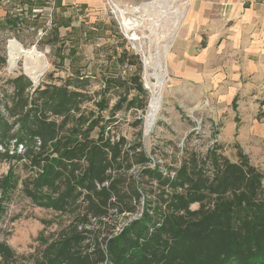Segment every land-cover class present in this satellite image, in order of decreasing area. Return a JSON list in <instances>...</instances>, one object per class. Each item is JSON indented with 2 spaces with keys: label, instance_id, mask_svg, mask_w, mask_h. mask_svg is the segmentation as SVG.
Listing matches in <instances>:
<instances>
[{
  "label": "rangeland",
  "instance_id": "374dc122",
  "mask_svg": "<svg viewBox=\"0 0 264 264\" xmlns=\"http://www.w3.org/2000/svg\"><path fill=\"white\" fill-rule=\"evenodd\" d=\"M11 7L12 21L0 24V242L14 255L7 262L38 264L47 244L77 235L80 240L73 248L86 256L83 264H111L107 249L111 238L145 213L152 214L149 209L159 203V195L185 194L174 186L176 170L183 162L194 156L201 178H213V156H223L218 143H212L215 123L211 117L183 109L179 94L168 90L164 59L161 106L148 125L152 91L146 82L156 79L154 65L146 68L145 58L154 56L156 50L162 52L166 44L154 48L149 40L155 36H148L131 47L104 4L101 14L80 20L57 0L31 4L16 0ZM157 32L162 34V30ZM31 47L42 54L46 65L35 80L24 71L22 55ZM47 86L48 94L41 95ZM56 87H66L79 96L69 100L55 96L45 105L43 100L55 95ZM98 100L104 101L102 111L96 106ZM33 103L57 132L45 143L35 138L26 146L17 143L18 134L28 113L29 121L34 120L30 114ZM196 121L199 129L194 128ZM86 128L92 130L86 133ZM84 135L92 140L89 146L99 147L95 158L103 160L100 166L77 150ZM56 140L60 145L54 151ZM72 145L77 148L70 154L76 157L63 163V177L42 180L44 161ZM237 152L224 156L235 162ZM255 168L263 175L264 191V160ZM154 170L159 176L150 174ZM203 203L190 201L189 210H197Z\"/></svg>",
  "mask_w": 264,
  "mask_h": 264
},
{
  "label": "trees",
  "instance_id": "16d2710c",
  "mask_svg": "<svg viewBox=\"0 0 264 264\" xmlns=\"http://www.w3.org/2000/svg\"><path fill=\"white\" fill-rule=\"evenodd\" d=\"M134 77L138 78L137 75ZM80 79H83L82 76ZM138 87L142 91L141 85L138 84ZM53 89L59 94H50L48 99L43 100L45 105L51 103L55 96H61L64 100L79 96L78 92H69L66 87ZM40 92L41 95L48 94V86ZM104 105L103 100L96 103L101 111ZM35 106L33 103L30 107L33 122L29 121L28 113V117L20 123L22 131L18 134L17 143L24 142L28 146L35 142V138L45 143L52 132H57L52 122L45 123L41 109ZM86 129V133L92 130ZM91 141L84 135L80 148L72 145L63 149L58 157L44 161L41 179L53 182L63 177V163L73 161L76 156L70 153L75 147L80 155L86 152V156L100 166L102 159L95 158L100 153L99 147L95 144L89 146ZM59 143L55 141L54 151L59 148ZM237 157L238 161L234 162L224 155H214L212 179L201 178L203 173L198 170L194 156L183 162L176 170L178 182L174 186L182 188L185 194L172 191L166 193L164 198L163 192L158 197L159 203L149 209L152 214L145 213L111 238L107 243L111 264H264L263 175L239 150ZM150 174L159 176L155 170ZM205 200H209V206ZM190 201L204 203L197 210H189ZM60 205L55 204L57 207ZM61 238L46 245L38 264L87 262L83 260L86 256L81 257L82 254L73 248L78 244L79 236ZM166 250L167 253H164ZM13 256L11 248L0 242V264H9Z\"/></svg>",
  "mask_w": 264,
  "mask_h": 264
},
{
  "label": "crops",
  "instance_id": "0c3cea01",
  "mask_svg": "<svg viewBox=\"0 0 264 264\" xmlns=\"http://www.w3.org/2000/svg\"><path fill=\"white\" fill-rule=\"evenodd\" d=\"M15 1L0 0V24L12 21ZM57 1L78 20L104 4ZM166 60L168 90L188 114L213 119L222 154L239 150L255 167L264 160V0H188Z\"/></svg>",
  "mask_w": 264,
  "mask_h": 264
},
{
  "label": "built area",
  "instance_id": "2783aa9c",
  "mask_svg": "<svg viewBox=\"0 0 264 264\" xmlns=\"http://www.w3.org/2000/svg\"><path fill=\"white\" fill-rule=\"evenodd\" d=\"M103 2L113 15L120 33L131 47L139 45L141 39L155 36L149 40L154 48H159L161 42L166 44L165 47L171 48L175 32L188 6V0H149L139 4H129L126 0H103ZM174 7L183 12L178 26L174 23ZM158 30H162V34L157 32ZM194 128H200L198 122ZM212 143H217V138H214Z\"/></svg>",
  "mask_w": 264,
  "mask_h": 264
},
{
  "label": "bare ground",
  "instance_id": "6f19581e",
  "mask_svg": "<svg viewBox=\"0 0 264 264\" xmlns=\"http://www.w3.org/2000/svg\"><path fill=\"white\" fill-rule=\"evenodd\" d=\"M173 11L175 17L174 23L175 25L178 26V23L183 16V12L178 10L176 7H174ZM166 51H167V47H164L162 52L160 50H156L155 55L150 56L153 57L154 60L150 59V57L145 58L146 68L150 67V65H154V67L152 66L151 69L154 70L152 75L156 79V81L154 82H151L150 80L147 79L146 82L152 91V95H151L152 97L149 103V109L147 114L148 125H151L156 115L158 114L161 106V91L164 85L165 75H166V66L164 61V59L166 60L165 58ZM22 55L24 56V60H25L24 71L29 77H31V79L34 80L37 79L46 69L45 61L43 59L42 54L39 51H37L34 47H31L29 50L23 52ZM8 57L10 58L9 54Z\"/></svg>",
  "mask_w": 264,
  "mask_h": 264
}]
</instances>
